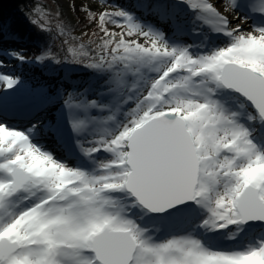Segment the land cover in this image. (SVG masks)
Instances as JSON below:
<instances>
[{"label": "snow or ice", "instance_id": "1", "mask_svg": "<svg viewBox=\"0 0 264 264\" xmlns=\"http://www.w3.org/2000/svg\"><path fill=\"white\" fill-rule=\"evenodd\" d=\"M137 7L227 43L194 51L159 24L102 12L100 51L76 61L94 83L37 86L22 129L0 115V264H264V0ZM229 10L260 23L243 33ZM117 17L119 34L104 26ZM20 84L0 73L8 90Z\"/></svg>", "mask_w": 264, "mask_h": 264}, {"label": "trees", "instance_id": "2", "mask_svg": "<svg viewBox=\"0 0 264 264\" xmlns=\"http://www.w3.org/2000/svg\"><path fill=\"white\" fill-rule=\"evenodd\" d=\"M52 1L55 3V0ZM69 2L68 15L62 5H51L49 8L43 0H0V38L8 41L7 45L0 46V54L6 55L5 51H19L23 54L24 62L11 55L7 56L11 62L17 61L18 71L24 72L28 79L30 77L27 83L30 89L39 85H53L51 80L58 73L87 72L76 61L80 59L82 52H88L89 58H93L100 51L97 46L106 38L99 20L102 12L127 11L144 26L166 25L154 14L137 7L138 0H69ZM90 3L95 7L90 9ZM116 19L120 20V26L113 22H105L104 26L109 32L119 34L127 26L122 18ZM20 20L25 23L23 28L15 26L17 22H21ZM133 36L135 34L130 37ZM116 39H119V35ZM38 54H44L48 59L44 63H38L33 59ZM32 71L40 78L31 77L34 76L30 73Z\"/></svg>", "mask_w": 264, "mask_h": 264}, {"label": "bare ground", "instance_id": "3", "mask_svg": "<svg viewBox=\"0 0 264 264\" xmlns=\"http://www.w3.org/2000/svg\"><path fill=\"white\" fill-rule=\"evenodd\" d=\"M230 15V20L233 22L232 26L239 27L240 29H242L243 33H247L248 30L253 31V29L260 23V17L258 15L245 17L240 12H231ZM197 33L198 34L190 35L187 33H173L169 31L168 35L170 39L178 40L183 44L193 45L194 51L196 50V45H200L201 50H203L204 46L209 45V39L211 45L218 47H222L227 43V40L224 37L216 36L212 33H201L199 29H197ZM60 74H66V77L61 78ZM51 81L53 84L69 83L72 85H91L92 83H94L95 78L88 75V72L69 71L58 73V75L53 76ZM0 98H2L3 101V103L0 104V115L3 116L7 124L17 129L24 128L28 123L27 113L30 111L32 104L35 103L33 96L22 93L21 90L18 91L17 89L15 91H11L3 86L0 87ZM12 113L16 114L18 118H9V115H12ZM19 114H22V116L24 117H21ZM43 115H58V112H53L51 109H49V111L43 113ZM41 143L44 144L48 148V150H54L58 155H61L57 152V144L52 143L51 140H42Z\"/></svg>", "mask_w": 264, "mask_h": 264}, {"label": "rangeland", "instance_id": "4", "mask_svg": "<svg viewBox=\"0 0 264 264\" xmlns=\"http://www.w3.org/2000/svg\"><path fill=\"white\" fill-rule=\"evenodd\" d=\"M45 3H46V5L50 8L51 7V5L52 6H57V5H62L63 7H64V9H65V11H66V13L69 15V13H68V10H67V7H68V5L70 4V2H69V0H55V3H54V1H52V0H43ZM212 2H215V0H212ZM75 4L73 5V8H75ZM227 5L226 4H224V3H222L221 5H220V9L221 10H223V8L224 7H226ZM89 7H90V9L91 8H93V7H95L94 6V4L93 3H90L89 4ZM71 8V7H70ZM72 9V8H71ZM228 15H229V19H231L230 18V14H231V11L229 10V12L227 13ZM21 22H17L16 24H15V26L17 27V28H20V27H24V25H25V23H24V21L23 20H20ZM126 25V24H125ZM127 26V25H126ZM157 26V25H156ZM161 27H163L164 28V30L166 31V32H168V34H169V30H168V25H160ZM145 27H147V26H145ZM247 29H249V28H247ZM247 31V30H246ZM251 32H253V31H250V30H248L247 31V33H251ZM204 33H207V34H210L211 32L210 31H208V30H205L204 31ZM213 34V33H212ZM221 37H223V36H221ZM225 38V37H224ZM127 40H136L138 43H140V44H142V45H145V46H149L147 43H146V40H145V38H143V37H139V36H133V37H128L127 36V38H126ZM8 44V41H5L3 38L1 39L0 38V46L2 45V46H5V45H7ZM224 46V45H223ZM0 63H2V65H3V67H0V73H3V74H8V75H10V76H14V77H17V78H19L20 79V81H21V84H20V86L17 88V90L18 91H20L21 90V92L22 93H25V94H28V95H32V89H35L36 88V86L34 87V88H32V89H30L31 87L29 86V85H27V83L30 81L29 79H30V77H29V79H28V76L27 75H25V73L24 72H20V71H18L17 70V68H16V63H17V61H15L14 63L13 62H11L10 61V59H9V57L7 56V55H3V54H0ZM86 71V70H85ZM31 74H34V76H31V77H36V78H40L39 76L37 77L36 75H37V73L35 72V71H32V72H30ZM60 76H61V78H65L66 77V74H60ZM36 78H33V79H36ZM84 79H85V77H84ZM41 81H43V80H41ZM134 84H135V82H132V80H129V81H127V87L129 88V89H132L133 88V86H134ZM78 86H80L81 87V89H83V87H85V86H90V85H88V84H80V85H78ZM0 87H3V85H0ZM30 87V88H29ZM126 100H127V97L125 98ZM123 111L126 113V112H129V111H131L133 108H135V100L133 99L132 101H128L127 103H125L123 106ZM21 117H24V116H22V114H19ZM16 117H18V116H16V114H14V113H12V115H9V118H16ZM116 118L117 119H120V118H122V116H121V112H117L116 113ZM59 147L60 146H58L57 145V152L59 153V154H61V155H63L64 153H63V150H62V147H60L61 148V151H59L60 149H59ZM177 231H179V230H177Z\"/></svg>", "mask_w": 264, "mask_h": 264}]
</instances>
